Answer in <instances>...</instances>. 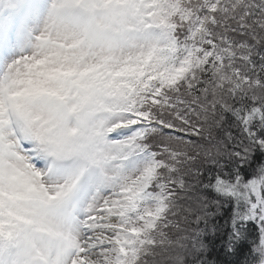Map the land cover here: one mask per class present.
Wrapping results in <instances>:
<instances>
[{"label": "snow or ice", "instance_id": "snow-or-ice-1", "mask_svg": "<svg viewBox=\"0 0 264 264\" xmlns=\"http://www.w3.org/2000/svg\"><path fill=\"white\" fill-rule=\"evenodd\" d=\"M264 264V0H0V264Z\"/></svg>", "mask_w": 264, "mask_h": 264}, {"label": "trees", "instance_id": "trees-1", "mask_svg": "<svg viewBox=\"0 0 264 264\" xmlns=\"http://www.w3.org/2000/svg\"><path fill=\"white\" fill-rule=\"evenodd\" d=\"M206 242L209 244L206 258L211 264H243L244 255L247 251L246 248L242 250L241 254L235 257H227L220 249L218 241H213V238L209 236L206 238Z\"/></svg>", "mask_w": 264, "mask_h": 264}]
</instances>
